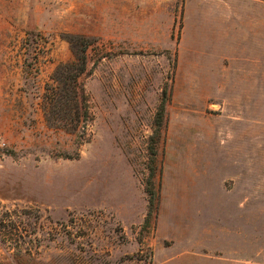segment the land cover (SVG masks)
Wrapping results in <instances>:
<instances>
[{
	"label": "rangeland",
	"instance_id": "rangeland-1",
	"mask_svg": "<svg viewBox=\"0 0 264 264\" xmlns=\"http://www.w3.org/2000/svg\"><path fill=\"white\" fill-rule=\"evenodd\" d=\"M261 22L259 0H0V220L27 233L0 264H264V88H216ZM84 46L66 127L50 88Z\"/></svg>",
	"mask_w": 264,
	"mask_h": 264
},
{
	"label": "trees",
	"instance_id": "trees-1",
	"mask_svg": "<svg viewBox=\"0 0 264 264\" xmlns=\"http://www.w3.org/2000/svg\"><path fill=\"white\" fill-rule=\"evenodd\" d=\"M264 2V0H259ZM83 47L80 54L76 57V60L70 64L60 66L57 71V77L54 79V86H51L50 90L61 88L63 96L56 98V96L49 99V105L52 107H60V111H64L67 117H65L66 127H75L79 123L86 121L87 106L86 99L84 98L82 89L77 87V81L79 77L84 73L86 69L85 49ZM80 93L81 95L79 96ZM69 121V122H66ZM4 220H0V242L9 244V246H17L22 241L23 237L27 235L24 230H21L11 220H8L9 225L3 224Z\"/></svg>",
	"mask_w": 264,
	"mask_h": 264
},
{
	"label": "crops",
	"instance_id": "crops-1",
	"mask_svg": "<svg viewBox=\"0 0 264 264\" xmlns=\"http://www.w3.org/2000/svg\"><path fill=\"white\" fill-rule=\"evenodd\" d=\"M264 29V22L260 23ZM250 28V29H249ZM248 29L253 34L252 28ZM243 54L239 58H230L224 67V79L216 85V88H264V43L257 45L249 40L240 45ZM257 47L259 53H253ZM204 258L197 257L193 264H206Z\"/></svg>",
	"mask_w": 264,
	"mask_h": 264
}]
</instances>
